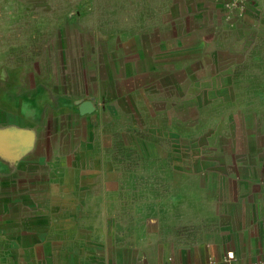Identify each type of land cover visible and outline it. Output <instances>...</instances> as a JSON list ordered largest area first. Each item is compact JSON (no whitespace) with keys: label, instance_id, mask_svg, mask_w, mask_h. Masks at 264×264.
<instances>
[{"label":"crops","instance_id":"1","mask_svg":"<svg viewBox=\"0 0 264 264\" xmlns=\"http://www.w3.org/2000/svg\"><path fill=\"white\" fill-rule=\"evenodd\" d=\"M224 2L156 0L146 9L156 16L138 15L142 30L118 33L119 45L116 32L104 52V39L59 38L0 79V262L264 259V0ZM184 7L196 21L183 22ZM178 73L188 109L217 108L214 137L177 121Z\"/></svg>","mask_w":264,"mask_h":264},{"label":"rangeland","instance_id":"2","mask_svg":"<svg viewBox=\"0 0 264 264\" xmlns=\"http://www.w3.org/2000/svg\"><path fill=\"white\" fill-rule=\"evenodd\" d=\"M155 1L129 0L130 5L126 9V7L121 6L120 0L116 2H112V0H0V79L6 82L14 81L18 77L20 68L22 69L26 63L30 66L33 60L38 59L40 61L42 55H49L51 48L52 51H56L59 38H66V41L72 42L80 37L81 42L89 46L93 37L104 39L100 42V52H104L109 45V42L107 44L105 41L111 39L109 37L112 35L111 32H116V34L114 33L116 36L113 35V37H116L114 45L115 43L119 45V36L124 35L122 32L136 35L137 32L142 30V28L137 27L138 22H140L137 18L138 15L152 14L151 18L156 16V12L146 10L152 8ZM124 3L126 4V0ZM139 6L143 7L145 13L139 12ZM166 7V5L162 6L163 9H166ZM182 11L184 13H181L180 17L183 22L185 23L187 20L190 22L192 18L187 16L186 8L184 7ZM194 13L196 15L193 14V17L196 19H198V14L203 15L198 10ZM126 16H128V21L125 20ZM202 19L201 17L200 21ZM192 20L196 21L195 19ZM143 29L149 30L147 28ZM184 30V28L181 31L178 30L180 37H183ZM162 31V38L170 37L167 29ZM192 31L194 33L196 29H192ZM196 41L194 44L197 43ZM66 44L69 46L67 42ZM83 48L85 46H82V50ZM177 58V65L183 66L185 62L184 55H177ZM197 63L200 67L199 59ZM176 79L179 83L178 89H180L176 92L179 99L177 100V121H180L183 127H191L193 130L197 129L214 137L222 127V125L216 124L217 108L205 107L201 109L198 106V108H192V110L188 109L185 106L188 102L185 99L184 74L178 73ZM168 83H170L168 78L161 82L165 86ZM219 110L223 111L222 109ZM223 127L227 129L228 125L226 124ZM194 142L199 146L202 144L207 146L217 144V140L214 138L210 140L198 139ZM162 143L167 144L168 142L163 140ZM215 149V147L212 149L207 147L203 152L209 158V165L215 163L213 161ZM148 175L151 179L154 174H146V178H148ZM156 176L155 173V179ZM159 176L162 183L169 179L167 171L160 172Z\"/></svg>","mask_w":264,"mask_h":264},{"label":"built area","instance_id":"3","mask_svg":"<svg viewBox=\"0 0 264 264\" xmlns=\"http://www.w3.org/2000/svg\"><path fill=\"white\" fill-rule=\"evenodd\" d=\"M245 1L246 0H225L224 6H225L226 9H231L233 7H242V4ZM226 257L227 258H231L232 254L230 252H227ZM0 264H4V263L0 262ZM255 264H264V259L263 260H258Z\"/></svg>","mask_w":264,"mask_h":264},{"label":"water","instance_id":"4","mask_svg":"<svg viewBox=\"0 0 264 264\" xmlns=\"http://www.w3.org/2000/svg\"><path fill=\"white\" fill-rule=\"evenodd\" d=\"M88 110H90L89 102H87V101L86 102H83L82 105L79 108V111L81 113H83V112L88 111Z\"/></svg>","mask_w":264,"mask_h":264}]
</instances>
